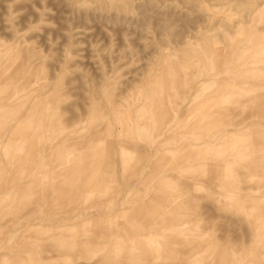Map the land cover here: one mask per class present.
<instances>
[{"label": "rangeland", "instance_id": "obj_1", "mask_svg": "<svg viewBox=\"0 0 264 264\" xmlns=\"http://www.w3.org/2000/svg\"><path fill=\"white\" fill-rule=\"evenodd\" d=\"M0 264H264V0H0Z\"/></svg>", "mask_w": 264, "mask_h": 264}]
</instances>
